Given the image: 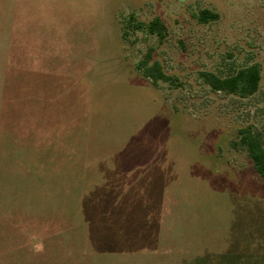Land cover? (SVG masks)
<instances>
[{
  "label": "rangeland",
  "instance_id": "rangeland-1",
  "mask_svg": "<svg viewBox=\"0 0 264 264\" xmlns=\"http://www.w3.org/2000/svg\"><path fill=\"white\" fill-rule=\"evenodd\" d=\"M254 64L244 98L200 77ZM246 128L264 0H0V264H264Z\"/></svg>",
  "mask_w": 264,
  "mask_h": 264
},
{
  "label": "trees",
  "instance_id": "trees-1",
  "mask_svg": "<svg viewBox=\"0 0 264 264\" xmlns=\"http://www.w3.org/2000/svg\"><path fill=\"white\" fill-rule=\"evenodd\" d=\"M217 18V14L208 10L200 11L198 16V20L202 23L213 21ZM147 30L149 34L161 37L165 27L158 19H155L149 23ZM137 69L138 71H142L144 77L150 79L153 85H155L157 81L170 80V78L163 73L157 62H152V64L149 65L148 61L144 60L137 66ZM200 77L212 91L235 95L241 98L256 93L261 78L260 69L255 64L239 69L235 73L226 77H220L211 72H202L200 73ZM239 145L246 152L254 171L260 177L264 178V148L260 134L253 132L249 128L240 130Z\"/></svg>",
  "mask_w": 264,
  "mask_h": 264
}]
</instances>
